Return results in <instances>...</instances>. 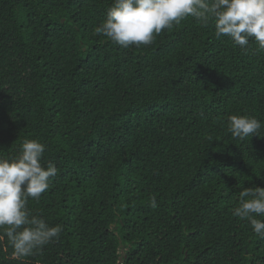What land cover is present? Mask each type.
Returning <instances> with one entry per match:
<instances>
[{"label": "trees", "instance_id": "16d2710c", "mask_svg": "<svg viewBox=\"0 0 264 264\" xmlns=\"http://www.w3.org/2000/svg\"><path fill=\"white\" fill-rule=\"evenodd\" d=\"M113 3L0 0V158L45 145L58 172L27 208L62 227L23 260L0 241V264H264L232 215L264 188V50L192 18L123 48L93 34ZM232 115L258 135L233 138Z\"/></svg>", "mask_w": 264, "mask_h": 264}, {"label": "clouds", "instance_id": "9594fccd", "mask_svg": "<svg viewBox=\"0 0 264 264\" xmlns=\"http://www.w3.org/2000/svg\"><path fill=\"white\" fill-rule=\"evenodd\" d=\"M192 18L201 27H214L216 39L228 37L233 46L247 50L250 41L264 50V0H114L106 19L94 28L123 47L149 46L163 30ZM261 123L251 116L228 117L227 131L244 141L258 135ZM45 145L37 140L23 141L14 159L0 158V241L12 249V258L23 260L57 239L62 227H51L27 208L29 200H39L56 177L58 169L42 164ZM232 215L248 221L253 233L264 239V188H247L238 194ZM150 207H158L156 198Z\"/></svg>", "mask_w": 264, "mask_h": 264}, {"label": "rangeland", "instance_id": "374dc122", "mask_svg": "<svg viewBox=\"0 0 264 264\" xmlns=\"http://www.w3.org/2000/svg\"><path fill=\"white\" fill-rule=\"evenodd\" d=\"M120 253L122 254V251H120Z\"/></svg>", "mask_w": 264, "mask_h": 264}]
</instances>
